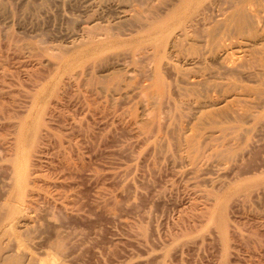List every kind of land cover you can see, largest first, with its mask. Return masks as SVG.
Instances as JSON below:
<instances>
[{
	"label": "rangeland",
	"instance_id": "1",
	"mask_svg": "<svg viewBox=\"0 0 264 264\" xmlns=\"http://www.w3.org/2000/svg\"><path fill=\"white\" fill-rule=\"evenodd\" d=\"M184 1L0 0L1 264H264V0Z\"/></svg>",
	"mask_w": 264,
	"mask_h": 264
},
{
	"label": "bare ground",
	"instance_id": "2",
	"mask_svg": "<svg viewBox=\"0 0 264 264\" xmlns=\"http://www.w3.org/2000/svg\"><path fill=\"white\" fill-rule=\"evenodd\" d=\"M91 1H92V0H91ZM100 1H101V0H100ZM129 1H130V0H129ZM143 1H144V0H143ZM145 1H146V0H145ZM176 1H177V0H176ZM185 1H186V0H185ZM185 1H184V3L186 4V7H187L188 5H187V3H186ZM189 1H190V0H188V2H189ZM220 1H221V0H220ZM227 1L232 2V6H234V8H235L234 13H232L233 15L229 14V13H230V10L233 9V7L230 8V6H229L230 9L228 8L229 13H226V14H225V11L228 12V10H227L226 7H228L229 4H226ZM247 1H248V2L250 1L251 3H255V1L252 2L253 0H223V1H222L223 5H222V4L219 5V7L221 6V8H224V7L226 8V10H225L222 14H225L226 16L229 14V15L233 16V18H234L235 20H237V25H236V24H233V25H232V23H230V25L234 26V28H236V26H237V27H238V30H240V31H238V32L243 31V29H248L247 27L244 28L245 23H247V25H248L249 23L252 24L253 22H255V18H257V17H255V15L257 14V11L254 10V9H253V11H252V8H251L254 4H253L251 7H249L250 5H248V4H250V2L248 3ZM257 1L259 2V0H257ZM257 1H256V2H257ZM260 1H262V0H260ZM132 2H133V1H132ZM179 2H180V1H178V3H176V4H179ZM182 2H183V1H182ZM218 2H219V1H218ZM116 3H117V2H116ZM126 3H127V2H126ZM139 3H140V2H139ZM173 3H175V1H174ZM184 3L182 4L183 6H184ZM204 3H205V1H204ZM212 3H213V2H212ZM212 3H211V5H212ZM215 3H216V0H215ZM224 3H225V6H224ZM132 4H133V3H132ZM154 4H155V3H154ZM188 4H189V7H190V3H188ZM191 4H192V2H191ZM209 4H210V3H209ZM130 5H131V4H130ZM136 5H137V4H136ZM173 5H174V4H173ZM134 6H135V4H134ZM137 6H138V8H139V5H137ZM191 6H192V5H191ZM222 6H223V7H222ZM175 7H176V6L174 5V7H172V8H175ZM181 7H182V6L180 5V7H178V8L181 9ZM186 7H185V8H186ZM203 7L205 8L206 6H203ZM210 7H211V6H210ZM212 7H213V6H212ZM256 7H257V6H256ZM140 8L143 9V6H142V7L140 6ZM140 8H139V9H140ZM178 8H177V9H178ZM187 8H188V7H187ZM187 8H186V10H187ZM221 8H220V9H221ZM134 9H136V8H134ZM200 9H201V8H200ZM200 9H199V10H200ZM205 9H207V8H205ZM208 9H209V8H208ZM145 10H146V9H145ZM145 10L143 11L142 16H143V14L145 13ZM150 10H151V9H150ZM184 10H185V9H184ZM186 10H185V11H186ZM193 10H194V9H193ZM212 10H213V8H212ZM222 10H224V9H222ZM222 10H221V12H222ZM258 10H259V9H258ZM122 11H123V10H122ZM151 11H152V10H151ZM173 11H174V10H173ZM177 11H179V10H176V12H177ZM196 11H198V10H196ZM196 11H195V12H196ZM202 11H203V10H201V17L203 18V16H202L203 13H202ZM204 11H205V10H204ZM207 11H209V10H207ZM231 11H233V10H231ZM254 11H256L255 14L253 13ZM134 12H135V10H134ZM140 12H141V11H138V15L141 14ZM146 12H147V10H146ZM149 12H150V11H149ZM171 12H172V11H171ZM174 12H175V11H174ZM180 12H181V14L183 13L182 11H180ZM221 12H220V14H221ZM172 13H173V12H172ZM172 13H171V14H172ZM186 13H188V11H187ZM197 13H198V12H197ZM197 13H194V11H193L192 14L195 15V14H197ZM205 13H206V11H205ZM135 14H136V15H135ZM135 14H133V16L135 15V17H137V16H138V15H137V12H136ZM171 14H170V15H171ZM189 14H190V13H189ZM206 14H207V13H206ZM215 14H216V13H215ZM124 15H125V14H124ZM145 15H146V13L144 14L143 18H140V19H139V17H138V20L143 19V20H141V21H143V22L147 21V18H148L147 15H149V13L146 15V16H147L146 20L144 19V18H145ZM184 15H185V14H184ZM186 15L188 16V14H186ZM199 15H200V13H199ZM225 15H224V16H225ZM171 16H172V18H173V15H171ZM190 16H192V15L190 14ZM195 16H196V15H195ZM197 16H198V15H197ZM204 16H205V14H204ZM210 16H211V14H210ZM221 16H222V15H221ZM221 16H220V17H221ZM231 16H230V17H231ZM256 16H257V15H256ZM258 16H259V15H258ZM88 17H89V16H88ZM135 17H134V18H135ZM140 17H141V16H140ZM149 17H150V16H149ZM153 17H154V16H153ZM177 17H178V16H177ZM183 17H184V16H183ZM185 17H186V16H185ZM192 17H193V16H192ZM207 17H209V13H208V16H207ZM211 17H212V16H211ZM211 17H210L209 19H212ZM222 17H223V16H222ZM222 17H221V18H222ZM230 17L228 16V18H227V17H225V18L229 19ZM167 18H168V17H167ZM179 18H180V16L178 17V19H179ZM221 18H220V19H221ZM233 18L231 17V19H233ZM260 18H262V17H260ZM135 19H136V18H135ZM135 19H134V20H135ZM148 19H149V20H148V23L146 22L147 24H144V23H143V24H144V25H143L144 28H149V29L152 28L153 30L157 29L158 27L155 26V25H154V26H155V27H154V26L152 25V23H151V22H154V21H152L154 18L151 19V22H150V18H148ZM159 19H160V18H159ZM164 19H166V17H164ZM169 19H170V18H169ZM169 19H167V20H169ZM173 19H175V13H174V18H173ZM173 19H172V20H173ZM178 19H176V20H178ZM186 19H187V17L185 18V23L187 22ZM188 19H191V18L188 17ZM192 19H193V18H192ZM192 19H191V20H192ZM196 19H197V18H196ZM199 19H200V18H199ZM213 19H215V18H213ZM213 19H212V20H213ZM220 19L218 18L215 22L217 23L218 20H220ZM227 19H225V20H227ZM231 19H229V21H226V23H227V22H233ZM234 19H233V20H234ZM257 19H259V18H257ZM144 20H145V21H144ZM155 20H156V19H155ZM160 20H162V19H160ZM179 20H181V19H179ZM182 20H183V18H182ZM182 20H181V21H182ZM201 20H203V19H201ZM206 20H208V18H206ZM223 20H224V17H223L222 21H223ZM230 20H231V21H230ZM141 21H140V23H142ZM163 21H164V20H163ZM183 21H184V20H183ZM196 21H197V20L193 21V22H195V24H194L195 26L198 25ZM203 21H204V20H203ZM220 21H221V20H220ZM259 21L261 22L262 20H259ZM135 22H136V21H135ZM164 22H165V21H164ZM166 22H167V21H166ZM168 22L170 23V22H172V21L169 20ZM168 22H167V23H168ZM177 22L183 24V22H180V21H177ZM191 22H192V21H191ZM204 22L206 23V21H204ZM204 22H203V24H204ZM208 22H209V21H208ZM213 22H214V21H213ZM223 22H225V21H223ZM223 22H222V23H223ZM256 22H258V21H256ZM133 23H134V22H133ZM150 23H151V24H150ZM154 23L156 24V23H158V21H156V22H154ZM154 23H153V24H154ZM160 23H163V22H160ZM160 23H158V24H159V25H164V23H163V24H160ZM172 23H173V22H172ZM185 23H184V25L187 26L186 24H188V23H186V24H185ZM226 23H225V25L229 24V23H227V24H226ZM234 23H236V22H234ZM261 23H262V22H261ZM137 24H139V21H138V23H136L135 25H137ZM149 24H150V25H149ZM165 24H166V23H165ZM173 24H175V22H174ZM189 24H191V23H189ZM199 24H200V23H199ZM207 24H208V23H207ZM210 24H211V22H210ZM214 24H215V23H214ZM219 24L221 25V23H219ZM219 24H218V26H219ZM251 24H249V25L251 26ZM255 24H258V23H255ZM259 24H260V23H259ZM141 25H142V24H141ZM151 25H152V26H151ZM156 25H157V24H156ZM166 25L168 26V24H166ZM211 25H212V24H211ZM230 25H229L228 27H230ZM235 25H236V26H235ZM249 25H248V26H249ZM88 26H89V25H87V29H88ZM150 26H151V27H150ZM170 26H171V25H170ZM170 26H169V27H170ZM185 26H184V28L182 29L183 31H184V29H185ZM188 26H189V25H188ZM195 26H194V27H195ZM198 26H199V25H198ZM218 26H217V27H218ZM223 26H224V25H223ZM245 26H246V25H245ZM250 26H249V27H250ZM120 27L122 28V26H120ZM136 27H137V26H136ZM140 27H142V26H140ZM140 27H139V25H138V29H141ZM174 27H175V26H174ZM174 27L172 26V28H171V27H170V28L173 30V29H175ZM178 27H179V25H178ZM178 27H177V29H178ZM221 27H222V26H221ZM221 27H220V29H221ZM226 27H227V26H226ZM252 27H253V25H252ZM107 28H108V27H107ZM144 28H143V31H142V29L139 30V31H140V32L142 31V33H143V32L145 31ZM162 28L164 29V27L161 26V27H160L161 30H160V31L157 30V31H158L157 33H161V32H163V31H162ZM180 28H182V25H180ZM186 28H187V27H186ZM195 28H196V27H195ZM208 28H210V27H208ZM211 28H212V27H211ZM213 28H214V26H213ZM231 28H233V27H231ZM258 28H259V27H258ZM82 29H83V28H82ZM84 29H86V28H84ZM90 29H91V28H90ZM165 29H166V28H165ZM165 29H164V31H165ZM171 29H170V30H169V29H166V31L169 30L168 33H167L168 35H169V32H172ZM187 29H189V28H187ZM187 29L183 32L184 34L181 33V34L183 35V37L188 35V31H189V30L187 31ZM190 29H191V28H190ZM249 29H250V28H249ZM92 30H93V29H92ZM92 30H90L91 33H90L89 35H88V32H87V33H86L85 31H84V32L86 33V35H88V37H89L90 35L96 36L95 34H92V32L94 33V31H92ZM120 30H121V29H120ZM146 30H147V29H146ZM182 30H180V32H181ZM206 30H207V29H206ZM214 30H215V29H213V33H214ZM221 30H223V28H222ZM225 30L227 31V28H226ZM230 30H232V29H230ZM96 31H98V30H96ZM102 31H103V30H102ZM136 31H137V30H136ZM139 31H138L137 33H140ZM147 31H148V30H147ZM150 31H151V30H149V32H150ZM192 31H193V30H192ZM207 31H208V30H207ZM223 31H224V30H223ZM246 31H249V30H246ZM251 31H252V30H251ZM145 32H146V31H145ZM193 32H194V31H193ZM193 32H192V33H189V34H193ZM243 32H244V31H243ZM73 33H74V32H73ZM81 33H82V32H81ZM109 33H110V32H109ZM150 33H154V32L152 31V32H150ZM150 33H149V35L147 34L148 37L150 36ZM233 33H234V32H233ZM245 33H246V32H245ZM120 34H121V33H120ZM145 34H146V33H145ZM155 34H156V32H155ZM163 34H165V32H164ZM163 34H162L161 36H163ZM172 34H174V31H173ZM214 34H215V33H214ZM236 34H237V33H236ZM240 34H243V33L241 32ZM84 35H85V34H84ZM106 35H107V33H106ZM153 35H154V34H153ZM153 35H152V36H153ZM158 35H159V34H158ZM219 35H221V34H219ZM116 36H117V35H116ZM140 36H141V35H140ZM152 36H150L149 38H152ZM156 36H157V35H156ZM174 36H175V34H174ZM178 36H179V35H178ZM189 36H190V35H189ZM88 37H87V39L90 40L91 38H90V37L88 38ZM98 37H99V36H98ZM148 37L146 36V38H148ZM159 37H160V36H159ZM164 37H165V36H164ZM169 37H170V36H169ZM169 37H167V38H169ZM176 37H177V36H176ZM183 37H181V38L183 39ZM95 38H96V37H93L94 40H95ZM134 38H135V37H134ZM144 38H145V37H143V39H144ZM149 38H148V39H149ZM154 38L156 39V37H154ZM165 38H166V37H165ZM171 38H173V37H171ZM174 38H175V37H174ZM174 38H173V39H174ZM187 38H188V37H187ZM221 38H222V36H221ZM221 38H220V39H221ZM98 39H99V38L96 39L97 42H98ZM128 39H129V38H128ZM132 39H133V38H132ZM148 39H147V41H148ZM155 39H154V40H155ZM161 39H163V38L161 37ZM169 39H170V38H169ZM169 39H168V41H169ZM173 39H172V40H173ZM199 39H200V38H199ZM81 40H82V39H81ZM150 40H151V39H149V41H150ZM163 40H164V39H163ZM177 40H178V39H177ZM180 40H181V39H180ZM185 40H188V39H185ZM185 40H184V41H185ZM216 40H217V39H216ZM102 41H103V39H102ZM118 41H119V40H118ZM165 41H166V40H165ZM173 41H174V40H173ZM173 41H172V42H173ZM225 41H226V39H225ZM85 42H86V41H85ZM91 42H93L92 39H91ZM97 42H95V43L97 44ZM106 42H108V41H106ZM112 42H113V41H112ZM116 42H117V41H116ZM152 42H153V40H152ZM179 42H180V41H179ZM179 42H178V43H179ZM182 42H183V41H182ZM182 42H181V43H182ZM219 42H220V41H219ZM78 43H79V42H78ZM78 43H77V44H78ZM86 43H87V42H86ZM98 43H99V42H98ZM103 43H104V42H103ZM114 43H115V42H114ZM149 43H150V42H149ZM154 43H155V42H154ZM158 43H159V42H158ZM160 43H161V42H160ZM166 43H168V42L166 41ZM181 43H180V44H181ZM223 43H224V41H223ZM74 44H75V43H74ZM142 44H143V43H142ZM176 44H177V42H176ZM176 44H175V45H176ZM180 44H178V45H180ZM90 45H92V44H89V46H90ZM94 45H95V44H94V42H93V48L96 47V46H94ZM99 45H100V44H99ZM99 45H97V47H98ZM149 45H150V44H149ZM158 45H159V44H158ZM161 45H163V41H162V44H161ZM167 45H168V44H167ZM219 45H220V44H219ZM224 45H225V44H224ZM84 46H85V45H84ZM120 46H121V45H120ZM151 46H152V45H151ZM156 46H157V45L155 44V47H156ZM164 46H165V45H163L162 47H160V49H161V48L164 49ZM97 47H96V49H97ZM115 47H116V46H115ZM135 47H136V46H135ZM153 47H154V46H153ZM175 47H176V46H175ZM178 47H179V46H178ZM93 48H91V49H92V50H95V49H93ZM116 48H117V47H116ZM156 48L158 49V47H156ZM224 48H225V47H224ZM103 49H104V48H103ZM154 49H155V48H154ZM157 49H156V50H157ZM160 49L157 50V51H158V52L161 51ZM88 50H90V49H88ZM156 50H155V51H156ZM102 51H103V50H102ZM130 51H131V50H130ZM162 51H164V50H162ZM162 51H161V53H162ZM178 51H179V50H178ZM85 52H87V51L85 50ZM85 52H84V54H85ZM150 52H151V51H150ZM165 52H166V51H165ZM66 53H67V52H66ZM82 53H83V52H82ZM82 53H81V54H82ZM87 54H88V52H87ZM155 54H156V53H155ZM158 55H160V53H159ZM163 55H164V54H163ZM172 55H173V54H172ZM230 55H231V54H230ZM77 56H78V55H77ZM77 56H76V57H77ZM105 56H106V55H105ZM155 56H157V55H155ZM161 56H162V55H161ZM69 57H70V56H69ZM86 57H87V56H86ZM134 57H135V56H134ZM165 58H166V57H165ZM197 58H198V57H197ZM74 59H75V58H74ZM90 59H91V58H90ZM132 59H133V58H132ZM163 59H164V58H162V60H163ZM168 59H169V57H168ZM76 60H77V59H76ZM83 60H84V59H83ZM148 60H149V59H148ZM81 61H82V60H81ZM55 62H56V61H55ZM96 62H97V61H96ZM152 62H154V61H152ZM66 63H67L66 65H67L68 68H69V66H70L69 64H71L72 61L70 60V61H67ZM84 63H85V62H84ZM83 65H85V64H83ZM167 65H168V64H167ZM165 66H166V65H165ZM225 66H226V65H225ZM79 68H80V67H79ZM168 68H169V67H168ZM234 68H237V67H234ZM234 68H230L229 70H231V69L235 70ZM238 68H239V67H238ZM162 69H163V68H162ZM237 70H238V69H237ZM237 70H236V71H237ZM236 71H235V72H236ZM156 74H157V73H156ZM182 74H183V73H182ZM157 75H158V74H157ZM183 75H184V74H183ZM231 75H232V74H231ZM263 75H264V74H263ZM159 76H160V75H159ZM178 76H179V74H178ZM160 77H161V76H160ZM191 78H192V77H191ZM157 79L160 80V78H157ZM159 80H157V81H159ZM262 80H263V79H262ZM160 81H161V83H162V77H161V80H160ZM157 85H158V84H157ZM159 85H160V83H159ZM198 85H199V84H198ZM151 87H152V86H151ZM199 87H200V85H199ZM157 94H158V93H157ZM42 95H43V94H42ZM36 118H37V117H36ZM36 118H35V119H36ZM32 121H33V120H32ZM37 122H38V120L35 121V123H33V126H32V127L29 126L30 124L28 125V126L31 128V130L27 127V129L25 128L26 130H24V131L21 132V135H20V136L18 135V137L20 138V139H19V147H18V148H19V153L17 154L18 157L16 156L17 159L14 157L16 160H15V162H13V163H15L16 166H17V172H18V176H17V180H18V181H17V187H18L19 191H22V190L26 187V185H29V184L31 185V183H30V182H31V179H30V178H31V177H30L31 174H30V172H29L30 157H31V155H30V151H29V150L32 148L31 145H32V142L34 141V138H33V137L36 138V135L38 134V124H37ZM23 128H24V127H23ZM22 130H23V129H22ZM224 137H225V135H224ZM186 138H187V137H186ZM189 138H190V137H189ZM194 138H195V136H194ZM194 138L192 137V139H194ZM16 140H17V137H16ZM16 140H15V141H16ZM194 140H195V139H194ZM195 141H197V140H195ZM192 142H193V141L191 140V143H192ZM28 143H29V144H28ZM189 143H190V141H189ZM193 143H194V142H193ZM17 144H18V143H17ZM194 144H195V143H194ZM191 145H192V144H191ZM195 145H197V144H195ZM30 147H31V148H30ZM195 147H196V149H197V146H195ZM193 149H194V148H193ZM197 150H198V149H197ZM195 151H196V150H195ZM193 152H194V150H193L191 153H193ZM216 152H217V151H216ZM196 153H197V152H196ZM198 153H199V152H198ZM222 153H223V152H222ZM193 154H194V153H193ZM190 155H191V154H190ZM196 155H197V154H196ZM196 155H195V156H196ZM199 156H200V155H199ZM233 156H234V155H233ZM220 157H222V156H220ZM13 163H12V164H13ZM15 164H14V165H15ZM226 166H227V165H226ZM12 175H13V174H12ZM29 177H30V178H29ZM12 178H13V177H12ZM25 189H27V188H25ZM16 190H17V189H16ZM17 192H18V191H17ZM24 192H25V191H24ZM17 194H18V193H17ZM20 194H21V193H20ZM22 201H23V200H22ZM25 201H26V200H25ZM25 201H24V202H25ZM223 204H224V203H223ZM5 205H6V204H5ZM6 206H7V205H6ZM8 207H9V210H10V213L8 214L9 216L12 215V214H14V213L16 212L17 208H19V207H17L16 205H14V204H12V203H11V204L9 203V204H8ZM1 208H2V207H1ZM6 209H8V208H6ZM217 209H218V208H217ZM9 210L7 211V213L9 212ZM218 210H219V209H218ZM218 210H217V211H218ZM17 211H18V210H17ZM222 213H223V212H222ZM216 216H217V215H216ZM218 216H219V217H220V216L222 217V218H221V221H222V219L224 218V215H223V214L220 215V213H219ZM6 217H7V216H6ZM10 217H11V216H10ZM214 217H215V216H214ZM219 217H217V218L219 219ZM6 219H7V218H6ZM6 219H5V220H6ZM213 220H214V219H213ZM215 220H216V219H215ZM224 220H225V218H224ZM224 220H223V221H224ZM217 221H219V220H217ZM224 222H225V221H224ZM222 223H223V222H222ZM226 223H227V222H226ZM224 224H225V223H224ZM224 224H222V226H223ZM224 226H225V225H224ZM6 228L8 229V227H6ZM223 228H224V227H223ZM226 230H227V229H226ZM9 233H10V232H9ZM58 247H59V245H58ZM58 247H57V248H58ZM17 252H18V251H17ZM11 253H12V252H11ZM60 253H61V252H60ZM16 256H17V255H16ZM25 256H26V255H25ZM32 257H33V256H32ZM32 257H31V258H32ZM32 259H33V258H32ZM23 261H24V260H23ZM23 261H22V262H23ZM62 262H63V260H62ZM62 262H61V261H57L56 258H53V259H51V261H50L49 263L41 261L40 264H63ZM17 263H19V262H17ZM17 263H16V264H17ZM0 264H1V263H0ZM161 264H162V263H161Z\"/></svg>",
	"mask_w": 264,
	"mask_h": 264
}]
</instances>
